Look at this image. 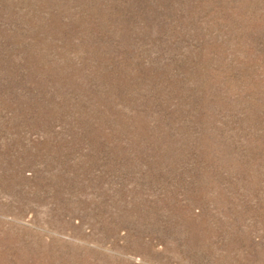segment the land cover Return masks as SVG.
<instances>
[{
  "label": "rangeland",
  "instance_id": "374dc122",
  "mask_svg": "<svg viewBox=\"0 0 264 264\" xmlns=\"http://www.w3.org/2000/svg\"><path fill=\"white\" fill-rule=\"evenodd\" d=\"M0 264H264V0H0Z\"/></svg>",
  "mask_w": 264,
  "mask_h": 264
}]
</instances>
